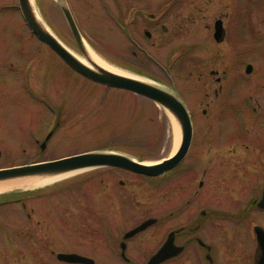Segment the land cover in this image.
<instances>
[{
	"label": "rangeland",
	"instance_id": "374dc122",
	"mask_svg": "<svg viewBox=\"0 0 264 264\" xmlns=\"http://www.w3.org/2000/svg\"><path fill=\"white\" fill-rule=\"evenodd\" d=\"M32 1L34 9L47 28L72 53L85 60L59 9V0ZM63 1L73 13L86 47L100 61L122 74L170 87L187 106L189 99L185 90L186 67L182 61L183 55L150 54L157 64L145 60L146 55L139 54L136 58L128 52L127 39L115 27V23L113 24L108 12L100 3L93 0ZM8 24L12 28L7 33L8 25L4 26L1 21L0 48L20 45L18 40L13 38L14 31L25 32L27 38L21 42H25L22 43L23 46L32 49L33 80L38 86L44 85L45 99L30 100L24 94L12 91L13 70L3 67L4 55L0 49V167L18 164L26 159H55L98 149L113 150L144 162H154L172 154L178 147V125L154 101L143 95L107 87L83 77L57 58L50 49H44L34 35L29 36V31L22 21L16 20ZM6 50L10 52L9 49ZM39 51H42V54L37 55L36 52ZM173 65L177 68L175 71ZM250 77H244L247 86L242 88L240 97L250 93ZM40 93L38 91L36 97H39ZM199 95V92L195 94L197 100ZM258 99L264 107V96H258ZM201 108L198 101L192 104L191 121L194 131L189 151L192 150L193 155L201 153L200 164L196 165L197 170H200L198 175H192L190 179L181 175L191 157L186 153L177 164L178 167L161 180L158 177L146 178L121 171L117 167H99L35 186L32 189L38 188V191L50 194L47 227L28 224L25 210L16 205L15 211L5 219L7 223H13L12 228L9 229L8 225L6 229H1L0 264H67L55 257L59 251H73L94 257V264H120L116 262V257L103 256L110 253L106 249L105 240L110 236L114 249H118L116 241H119L125 230L149 217L167 218L173 206H180L187 198L182 191L186 188V183H190L192 190H198V182L201 179V190L205 193L203 196L198 193L192 198L191 206L194 209L197 206L236 205L242 209L253 205L252 201L259 198L260 190L264 186L263 180L255 181L253 192L244 197L241 193H244L247 187H244L243 180L230 176L218 179L219 174L215 175L216 172L203 179L201 171L208 168L214 170L218 162L222 163L221 158L215 155V152L219 153V147L211 144V141L217 142L216 135H212L216 133L217 128L225 133L237 127L238 131L240 128L239 132L244 133L243 127H246L249 139L254 136V141L256 138L260 141L258 133L264 126V117L246 115L239 118V122L236 118L213 119L204 116L200 112ZM49 130L53 132L44 149H41L39 144ZM31 138L33 142L29 144ZM36 138L38 144L34 141ZM239 141L243 142L244 139ZM227 147L229 146L226 145ZM251 149L254 158H264V155L256 154L259 153L258 147L254 149L251 146ZM206 153L210 160L205 159ZM227 153L233 155L225 152ZM235 153L238 156L234 159L243 157V149H235ZM146 154L154 157H139ZM224 164L226 163L221 166L224 167ZM76 182L77 189L72 187ZM224 190L235 193L226 196L227 194L222 193ZM108 192L110 196L106 195ZM90 198L93 199L91 204L96 206L95 218L90 213ZM41 200L42 197L34 202L39 204ZM11 206L14 205H7ZM52 211L54 212L50 215ZM185 212L181 215L175 212L178 217L173 218L171 222L184 221ZM57 219L60 226H54V223L58 222ZM255 219L262 222L259 215H256ZM156 228L158 227L155 225L140 233L131 245H144L147 254L152 252L158 242ZM140 259L135 264L145 262V257Z\"/></svg>",
	"mask_w": 264,
	"mask_h": 264
},
{
	"label": "flooded vegetation",
	"instance_id": "af4514ba",
	"mask_svg": "<svg viewBox=\"0 0 264 264\" xmlns=\"http://www.w3.org/2000/svg\"><path fill=\"white\" fill-rule=\"evenodd\" d=\"M93 1L100 3L104 10L108 12L113 24L115 23V27L127 39L128 52L136 58L139 54L146 55L145 60L157 64L158 62L151 58L150 54L170 53L172 55H183L182 61H184L186 67L185 90L189 99L187 109L190 117H193L191 108L195 101H198L202 107L200 112L204 116L213 119L236 118L238 120L246 115L256 118L264 117V107L258 102V96H264V0ZM68 8L70 9L69 6ZM70 12L74 18L71 10ZM16 20L23 22L29 31V36L34 35L42 43L44 49H50L57 58L62 60L53 49L31 31L23 18L19 0H0V24L3 21L4 26L8 25L7 33L12 28L8 23ZM21 32L15 30L13 36L20 45L0 48L3 50L2 54L4 55L3 67L13 70L12 91L22 93L30 100L35 98L44 100V85L40 84L38 86L33 80L32 61L34 58L32 49L22 45L25 42L21 41L27 37L24 31ZM36 53L39 55L42 54V51ZM8 58L10 59L8 60ZM247 67L250 68L249 72L246 71ZM174 69H177L176 66L173 67ZM247 75L251 76L248 80L251 82L248 85L251 87L250 93L240 97L242 88L247 86L244 78ZM40 87L42 90H40ZM38 91L41 93L39 97H36ZM197 92L200 93L198 100L195 98ZM56 124L58 125V123ZM217 129L216 133H212V135H216L217 142L211 141V144L213 146L216 145L215 147L217 148L219 147V153L215 152V155L219 159L221 158L220 161L222 163L218 162L214 170L203 169L201 171L202 178L205 179L206 176H212L216 172L215 175L219 174L217 176L218 179L230 176L236 178V180H243L245 182L244 187H247V189H244V193H241V196L246 197L247 193L253 192L255 188L253 183L255 181L259 179L264 181V158L255 156L256 160L251 149V146L254 149L258 147L257 152L259 153L256 154L264 155V136L262 135L264 134V126L260 128L258 133L260 141L257 138L254 141V136H250L249 139V132L246 127H243L244 133L239 132L240 128L238 131L237 127L225 133L222 129ZM49 132L52 133L53 131L49 130L46 134ZM241 139H244V141H239ZM34 141L38 144L37 138ZM43 141L39 144L40 148ZM32 142L33 139L31 138L29 144ZM226 145L229 147L226 148ZM190 149L191 146L187 153L191 157L181 173V175H186L188 179L192 175L195 177L199 174L200 170H197L196 165L200 164L201 159V153L193 155L192 150L189 152ZM207 149L208 147L205 151ZM235 149H243V153H241L243 157L234 159L236 155L238 156L235 153ZM225 152L233 155L225 154ZM207 154L205 159L210 160ZM213 159L214 161L216 160L215 158ZM45 160L50 159H26L18 164L9 166ZM224 162L226 164L222 167L221 165ZM102 167L112 168L113 166ZM177 167L178 165L164 174L154 177H158L161 180L169 176V173ZM117 168L121 171L152 178L122 167ZM119 182L123 183L122 180H119ZM186 184V188L182 191L187 198L184 199L180 206H173L167 217L168 219L164 217L160 219L156 216L149 217L154 218L155 221L129 237L124 235L140 223L125 230L119 241H116L117 244L115 245H118V249H114L112 239L109 236L108 240L105 241L106 249L110 253L103 256L116 257V262L120 264H135V262L141 260L140 258L145 257L143 264H147L151 256L162 248L168 237H171L172 241L167 250L169 256L156 264H264V255L256 233V227L258 226L264 231V207L257 205V201L264 191V186L260 190L259 198L252 201L253 205L250 204L242 209L238 205L222 207L197 206V209H194L191 206L192 198L197 196L198 193L202 194V196L205 193V191L201 190L203 188V180H199L200 189L198 190H192L190 183ZM77 185L78 182L74 183L72 187L77 189ZM66 186L69 187L70 185ZM222 193L230 196L235 192L224 190ZM49 195V193L45 194V192L38 191V189H21L0 194V233L1 229H6L8 225L9 229L12 228L13 223H7L5 219L15 211L16 205L25 210L28 224L40 225L41 228H46L48 210L50 208ZM106 195L110 196V192L106 193ZM41 197L40 203L35 204L34 200ZM92 200H90V208L92 209L90 213L95 218L94 215L96 213L94 212L96 211L94 208L96 206L91 204ZM42 202L43 205H41ZM9 204L14 206L7 207ZM184 211H186L183 214L184 221L179 223L171 222L173 218L178 217H176V214L181 215ZM175 212L178 213L174 214ZM256 215L261 217L263 223L256 221ZM54 224H56L54 226H60L59 221ZM155 225L158 227L156 228L158 242L152 252L147 254L148 251L144 248V245H131L139 237L140 233L153 226L155 227ZM59 252H56V258ZM82 255L87 256L85 254ZM43 258L45 259V257ZM90 258H92V264H94L95 258Z\"/></svg>",
	"mask_w": 264,
	"mask_h": 264
},
{
	"label": "water",
	"instance_id": "95a60500",
	"mask_svg": "<svg viewBox=\"0 0 264 264\" xmlns=\"http://www.w3.org/2000/svg\"><path fill=\"white\" fill-rule=\"evenodd\" d=\"M19 4L23 18L31 31L41 41L53 49L67 65H69L82 76L92 81L109 87L132 91L136 94L143 95L153 100L167 113H169L178 125L180 130V142L172 154L154 162H144L127 154L113 150L98 149L67 155L51 160L2 167L0 168V181L23 177L57 176L73 171L79 172L100 166H117L147 176H157L164 174V172L170 170L182 161L189 149L193 128L190 113L184 101L173 89L135 76L109 70L96 63L89 56L88 48L83 41L82 35L65 1L59 0V7L65 17L70 32L79 50L84 55L85 61L87 63H84L80 57L72 53L64 44H62V42L46 27L41 18H36L37 14L36 11H34V5L30 0H19ZM246 71L249 72L250 68L247 67ZM51 134L52 133L49 132L46 135L44 141L41 144V148H44L45 143ZM31 188L33 187H19L1 191L0 194ZM257 205L259 207H264V191L262 192L261 197L258 199ZM154 221V218H148L133 229L129 230L124 236L129 237L134 233L146 228ZM256 233L258 243L262 248V254L264 255V231L258 226L256 227ZM171 241V237H168L162 248L151 256L147 264H156L169 256L167 250L170 247ZM57 258L59 260L72 263H93L91 258L77 253L60 252L57 254Z\"/></svg>",
	"mask_w": 264,
	"mask_h": 264
},
{
	"label": "bare ground",
	"instance_id": "6f19581e",
	"mask_svg": "<svg viewBox=\"0 0 264 264\" xmlns=\"http://www.w3.org/2000/svg\"><path fill=\"white\" fill-rule=\"evenodd\" d=\"M30 1L33 4V1L32 0H30ZM34 11H36V10H34ZM36 14H37V12H36ZM37 15H36V18L39 19L40 16L39 15L37 16ZM88 54L99 65H101V66H103L109 70L119 72V71L111 68L107 64H105L103 61H100L95 55L92 54V52L89 49H88ZM81 59H82V61H84V63H87L83 58H81ZM119 73H121V72H119ZM169 116L172 118V116L170 114H169ZM172 120L174 122L173 118H172ZM75 173H77V171H73V172H69V173H65V174H61V175H57V176H50V177H40V176H38V177L37 176L36 177H23V178L10 179V180H6V181H0V192L5 191V190H9V189L19 188V187L25 188V187L41 186V185H44L46 183L58 181L64 177H68V176L73 175Z\"/></svg>",
	"mask_w": 264,
	"mask_h": 264
},
{
	"label": "trees",
	"instance_id": "16d2710c",
	"mask_svg": "<svg viewBox=\"0 0 264 264\" xmlns=\"http://www.w3.org/2000/svg\"><path fill=\"white\" fill-rule=\"evenodd\" d=\"M139 157L141 159H144V158H153L154 156L146 154V155H139Z\"/></svg>",
	"mask_w": 264,
	"mask_h": 264
}]
</instances>
